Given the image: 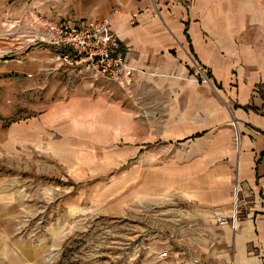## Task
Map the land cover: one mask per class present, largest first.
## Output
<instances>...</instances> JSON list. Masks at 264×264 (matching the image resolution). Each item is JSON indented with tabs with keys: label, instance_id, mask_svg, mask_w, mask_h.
<instances>
[{
	"label": "crops",
	"instance_id": "0c3cea01",
	"mask_svg": "<svg viewBox=\"0 0 264 264\" xmlns=\"http://www.w3.org/2000/svg\"><path fill=\"white\" fill-rule=\"evenodd\" d=\"M105 19L139 73L164 74L181 92L189 88L190 58L211 76L225 107L211 110L199 137L201 154L185 173L187 186L171 196L195 208L189 220L195 221V240L204 244L196 257L201 264H264V0H0L3 34ZM41 50L0 65V162L14 159L18 149L38 146L46 129L59 124L58 98L49 104L43 94L37 103L29 101L30 89L44 90L48 77L60 73L57 54ZM78 87L74 84V98ZM55 110L56 122L50 123ZM26 203L16 191L0 189V264L42 263L43 247L16 236ZM221 216L230 223L219 226Z\"/></svg>",
	"mask_w": 264,
	"mask_h": 264
},
{
	"label": "rangeland",
	"instance_id": "374dc122",
	"mask_svg": "<svg viewBox=\"0 0 264 264\" xmlns=\"http://www.w3.org/2000/svg\"><path fill=\"white\" fill-rule=\"evenodd\" d=\"M2 32L0 65L27 55L25 35ZM190 60L183 92L164 74L134 73L119 84L59 61L44 90H29L30 103L58 98L59 124L0 162V189L26 199L16 236L43 247L40 264H196L204 244L189 220L195 208L171 192L187 186L201 154L202 139L193 137L225 106Z\"/></svg>",
	"mask_w": 264,
	"mask_h": 264
},
{
	"label": "built area",
	"instance_id": "2783aa9c",
	"mask_svg": "<svg viewBox=\"0 0 264 264\" xmlns=\"http://www.w3.org/2000/svg\"><path fill=\"white\" fill-rule=\"evenodd\" d=\"M33 28V32L25 35L21 49L30 50L43 47L45 51H57V60L60 65L77 67L80 74L87 72L91 78L106 79L119 84H123L127 77L139 73L140 70L132 67L124 55L120 52V42L117 36L111 32L110 21L93 22L88 21L77 27L69 25L51 26ZM198 82L202 84H211V80L206 71L199 65L195 67ZM236 122H233L235 129L236 143L239 141ZM239 207V195L236 190L234 196V215L233 228L236 230L237 211ZM228 217L221 216L217 219L219 226L228 225ZM167 253L159 254L163 259ZM196 264H201L195 260Z\"/></svg>",
	"mask_w": 264,
	"mask_h": 264
},
{
	"label": "trees",
	"instance_id": "16d2710c",
	"mask_svg": "<svg viewBox=\"0 0 264 264\" xmlns=\"http://www.w3.org/2000/svg\"><path fill=\"white\" fill-rule=\"evenodd\" d=\"M209 78H210V80H211V76H209ZM202 135H196V136H194L193 138L195 139V138H199V137H201Z\"/></svg>",
	"mask_w": 264,
	"mask_h": 264
},
{
	"label": "bare ground",
	"instance_id": "6f19581e",
	"mask_svg": "<svg viewBox=\"0 0 264 264\" xmlns=\"http://www.w3.org/2000/svg\"><path fill=\"white\" fill-rule=\"evenodd\" d=\"M237 133H238V131H237Z\"/></svg>",
	"mask_w": 264,
	"mask_h": 264
}]
</instances>
